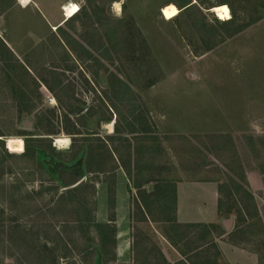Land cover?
<instances>
[{
	"label": "rangeland",
	"instance_id": "374dc122",
	"mask_svg": "<svg viewBox=\"0 0 264 264\" xmlns=\"http://www.w3.org/2000/svg\"><path fill=\"white\" fill-rule=\"evenodd\" d=\"M201 1L73 0L76 15L55 28L37 15L18 47L0 25V264H134L165 245L204 264H264V6L229 0L249 22L235 32L221 25L228 2ZM79 161L70 187L50 167ZM248 172L262 180L243 182L253 196L236 188ZM207 181L232 214L179 227L172 190L156 187ZM120 191L133 219L122 256Z\"/></svg>",
	"mask_w": 264,
	"mask_h": 264
},
{
	"label": "crops",
	"instance_id": "0c3cea01",
	"mask_svg": "<svg viewBox=\"0 0 264 264\" xmlns=\"http://www.w3.org/2000/svg\"><path fill=\"white\" fill-rule=\"evenodd\" d=\"M2 1L3 7L2 11H0V25H6V27H4L6 28L5 30L11 31L13 33L12 43L10 44L8 42L11 47L28 45L24 43H19L17 41H24L23 38H26V41H28L29 34L33 33V31L35 30L36 25H34V21L37 20V15L41 16L44 22H46L52 28H55V26L62 24L67 18L65 12L66 5L73 3V0ZM8 26H10V28H8ZM1 38H3V36H1ZM247 180L250 183L251 187L254 189H259L262 185L261 177L252 175L250 172H248ZM171 184L173 183L171 182L170 185ZM174 184L175 193L172 189L173 186L170 185L156 187L160 195L161 192L164 190L165 197H169V187L172 190L171 197L174 200V209L169 205V209L172 213L170 220L174 221L176 224L186 225L201 223L212 225L218 223L220 217V189L219 184L217 182H178L177 184ZM120 194L121 196H119V200L121 199L122 204L121 206L119 204V213L117 221L119 225L118 255L122 256L131 249V233L129 231V227L127 230L126 223H130V220L132 221L133 219L131 217L130 201L125 204L126 195L123 191H120ZM141 207L144 208V214L146 216V219L149 220L151 223H154L147 215V211H145V205L142 204ZM127 238H130L129 243H127ZM164 248L166 250L165 252H162V250L159 248L160 251L158 254L159 256H157V261H143V259H141L142 251L138 249V255L137 253L134 255V264H175L179 260H186L189 263V259H187L189 253H181V257L175 254L172 257V251L169 249V247L165 245ZM221 248L224 251L225 255L228 257L230 256L226 253L227 251L231 254V256H236L235 254H237L239 255V258H243V253L240 252V248H236L234 245L233 248L235 249H232V247L228 243L221 245ZM236 249H238L239 251H237ZM132 251L135 253V248L132 247ZM185 255L187 256L186 258ZM239 263L242 264L241 261Z\"/></svg>",
	"mask_w": 264,
	"mask_h": 264
},
{
	"label": "trees",
	"instance_id": "16d2710c",
	"mask_svg": "<svg viewBox=\"0 0 264 264\" xmlns=\"http://www.w3.org/2000/svg\"><path fill=\"white\" fill-rule=\"evenodd\" d=\"M199 2H200V4L203 2V1H201V0H198ZM221 2L222 3H225V2H228V4L230 5V9L232 10V12H233V17H232V19L231 20H229V21H227V22H223V23H221V25H223V26H227V27H229V28H231V29H234L235 30V32H236V30L237 31H241V30H243L247 25H249L248 23H246V21H244V18L246 17V7H242V8H237L231 1H229V0H221ZM204 4V3H203ZM194 5V4H193ZM193 5H190V6H188V7H186L185 9H187V8H189V7H191V6H193ZM259 5H262V6H264V0H259ZM210 7H212V6H210ZM206 8H209V7H206ZM256 12L258 13V7H257V10H256ZM243 182L244 183H246V185H248V182H247V178H246V176L245 175H242L241 177H240V181H237V184H236V188L237 189H240V190H244V184H243ZM170 186H173L172 187V189H173V192L175 193V184L173 183V184H171ZM244 192H246V194H248L249 196H253V194L250 192V191H248L247 189H245L244 190ZM248 192V193H247ZM174 199H175V194H174ZM145 205V204H144ZM226 211V212H225ZM224 211V207H223V201H222V199L220 198V201H219V213L220 214H222V215H225V214H229V215H231L232 214V212H231V210L230 209H227V210H225ZM239 218H240V215H239ZM98 226H100V227H109L110 225V223H96ZM194 225H198V224H178V226L179 227H183V226H194ZM211 225V224H210ZM113 232L114 233H116V231H117V229H116V226L115 225H113ZM172 241H174V240H172ZM174 244H176L177 245V242H174ZM199 248H200V246H198V247H196L194 250H199ZM48 249H49V247H48ZM184 254H186V253H184ZM51 255H52V258H53V260H55L56 262H57V256L56 255H54L53 253H51ZM101 256H102V254H100ZM64 257H66V258H68L69 257V255H64ZM189 261V263L190 264H204L203 262H195V261H191L190 259L188 260ZM209 261V260H208ZM207 261V262H208ZM186 260H179V261H177L175 264H189ZM215 263L216 264H218L217 263V261H215Z\"/></svg>",
	"mask_w": 264,
	"mask_h": 264
},
{
	"label": "water",
	"instance_id": "95a60500",
	"mask_svg": "<svg viewBox=\"0 0 264 264\" xmlns=\"http://www.w3.org/2000/svg\"><path fill=\"white\" fill-rule=\"evenodd\" d=\"M105 84L106 83H104V85ZM76 111L79 112L81 111V109H76ZM57 164L61 166L59 174H57L56 171H54L53 165L50 167L56 179L60 180L64 186L66 187L74 186L83 179L84 170H83V165L81 161H79L74 166H67L62 162L57 163ZM224 225L226 226V228L229 229L231 225V219L224 220Z\"/></svg>",
	"mask_w": 264,
	"mask_h": 264
},
{
	"label": "bare ground",
	"instance_id": "6f19581e",
	"mask_svg": "<svg viewBox=\"0 0 264 264\" xmlns=\"http://www.w3.org/2000/svg\"><path fill=\"white\" fill-rule=\"evenodd\" d=\"M116 7H117L116 9L120 10L119 4H116ZM79 10L80 9H79L78 5H76L75 3L67 4L66 8H65L67 18L73 17L74 15H76L79 12ZM215 12L218 14V16L220 18H223L225 16V12L222 8L215 9ZM67 144H68V140H65V139H58L56 141V145H58V146H66ZM60 168H61V166H59V164L53 165V169H54V171H56L57 174L60 173Z\"/></svg>",
	"mask_w": 264,
	"mask_h": 264
},
{
	"label": "flooded vegetation",
	"instance_id": "af4514ba",
	"mask_svg": "<svg viewBox=\"0 0 264 264\" xmlns=\"http://www.w3.org/2000/svg\"><path fill=\"white\" fill-rule=\"evenodd\" d=\"M80 112V111H79ZM79 112H77V113H79Z\"/></svg>",
	"mask_w": 264,
	"mask_h": 264
}]
</instances>
